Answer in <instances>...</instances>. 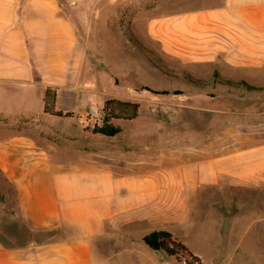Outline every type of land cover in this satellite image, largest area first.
<instances>
[{
    "label": "crops",
    "instance_id": "obj_1",
    "mask_svg": "<svg viewBox=\"0 0 264 264\" xmlns=\"http://www.w3.org/2000/svg\"><path fill=\"white\" fill-rule=\"evenodd\" d=\"M205 1L200 14L175 13L174 7L162 15L145 0L162 50L194 74L209 69L227 77L223 67H264V0ZM85 64L77 29L61 14L59 0H0V116L11 117V125L19 119L31 124L36 114L53 117L44 110L47 89L57 94L56 110L88 115L91 108L78 107L88 91ZM3 98L16 108L4 109ZM262 126L242 121L214 140L154 151L147 140L134 139L128 147L76 158L51 154L27 133L0 136V174L18 204L17 212L0 213V264H97L95 245L127 228L143 240L154 231L179 238L182 226L215 215L228 233L256 208L261 216L247 220L264 224Z\"/></svg>",
    "mask_w": 264,
    "mask_h": 264
},
{
    "label": "rangeland",
    "instance_id": "obj_2",
    "mask_svg": "<svg viewBox=\"0 0 264 264\" xmlns=\"http://www.w3.org/2000/svg\"><path fill=\"white\" fill-rule=\"evenodd\" d=\"M59 2L61 14L73 22L86 54L82 84L88 91L84 104L79 103L78 107L86 111L96 108L99 115L95 117L90 111L80 118L65 119L36 114L31 124L19 119L18 126L11 125V117L2 115L0 136L16 131L27 133L42 140V147L51 154L76 158L93 150L128 147L134 139L135 143L147 140L152 151L177 142L202 143L248 120L258 121L264 127V67L251 69L252 72L223 67L227 77L209 69L189 72V66L167 55L155 39L152 25L156 20L147 17L145 0ZM147 2L158 7L157 13L162 15L171 13L174 7L175 13L200 14L207 5L205 0H188L183 5L178 4L179 0ZM110 98L140 106L135 120L115 121L122 132L112 138L93 132L103 116L105 101ZM2 104L9 111L16 108L11 98H3ZM17 211L15 189L0 174V213ZM260 213L258 208L249 210L237 222L236 229L228 233V224L217 225L221 218L212 215L202 224L182 226V236L177 239L200 255L205 264H264V224L247 220L249 216L260 217ZM131 229L105 237L99 247L95 245L96 263H171V259L150 249Z\"/></svg>",
    "mask_w": 264,
    "mask_h": 264
},
{
    "label": "trees",
    "instance_id": "obj_3",
    "mask_svg": "<svg viewBox=\"0 0 264 264\" xmlns=\"http://www.w3.org/2000/svg\"><path fill=\"white\" fill-rule=\"evenodd\" d=\"M57 94L47 89L44 97L45 113L58 118H73L74 113L56 110ZM139 104L131 101L107 99L103 107L100 122L93 127V132L104 137H116L122 128L115 124L117 120H135L139 115ZM80 118V116H78ZM145 244L153 251H161L184 264H205L203 259L195 255L189 246L166 231H154L144 238Z\"/></svg>",
    "mask_w": 264,
    "mask_h": 264
},
{
    "label": "built area",
    "instance_id": "obj_4",
    "mask_svg": "<svg viewBox=\"0 0 264 264\" xmlns=\"http://www.w3.org/2000/svg\"><path fill=\"white\" fill-rule=\"evenodd\" d=\"M91 114L94 115L95 117H97L99 115L98 110L96 108H93L91 110Z\"/></svg>",
    "mask_w": 264,
    "mask_h": 264
}]
</instances>
